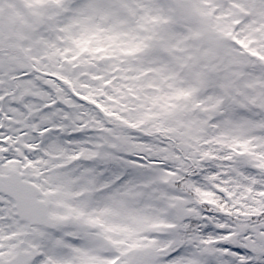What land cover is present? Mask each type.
I'll list each match as a JSON object with an SVG mask.
<instances>
[{
	"label": "snow or ice",
	"instance_id": "snow-or-ice-1",
	"mask_svg": "<svg viewBox=\"0 0 264 264\" xmlns=\"http://www.w3.org/2000/svg\"><path fill=\"white\" fill-rule=\"evenodd\" d=\"M0 264H264V0H0Z\"/></svg>",
	"mask_w": 264,
	"mask_h": 264
}]
</instances>
